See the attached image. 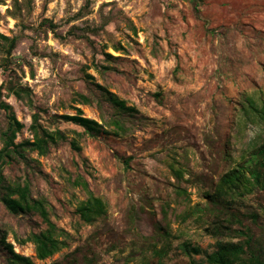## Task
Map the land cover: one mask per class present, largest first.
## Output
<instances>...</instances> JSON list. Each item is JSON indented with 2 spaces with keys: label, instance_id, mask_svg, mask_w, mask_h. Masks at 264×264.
I'll list each match as a JSON object with an SVG mask.
<instances>
[{
  "label": "rangeland",
  "instance_id": "rangeland-1",
  "mask_svg": "<svg viewBox=\"0 0 264 264\" xmlns=\"http://www.w3.org/2000/svg\"><path fill=\"white\" fill-rule=\"evenodd\" d=\"M1 35L17 38L9 58ZM0 64L9 68L0 69V85L12 74L30 87L45 120L80 108L112 132L91 136L54 124L66 141L46 155L28 152L34 167L5 169L8 180L30 182L69 234L67 247L41 260L32 242L16 237L46 224L38 215L11 214L0 201V234L16 252L37 264H204L217 240L229 239L209 233L216 218L197 209L206 210L204 192L264 133V122L246 120L242 110L246 97H264V0H0ZM86 74L138 110L121 117L126 134L115 135L118 111ZM2 92L25 125L16 141L33 138L35 109ZM78 93L92 102L76 101ZM7 125L0 110V132ZM171 164L184 169L183 178ZM89 192L107 205L93 224L76 212ZM246 198L241 211L264 220V194ZM185 241L204 251L188 255ZM0 264H8L1 247Z\"/></svg>",
  "mask_w": 264,
  "mask_h": 264
},
{
  "label": "trees",
  "instance_id": "trees-1",
  "mask_svg": "<svg viewBox=\"0 0 264 264\" xmlns=\"http://www.w3.org/2000/svg\"><path fill=\"white\" fill-rule=\"evenodd\" d=\"M7 41L4 52L6 58L11 57L16 47L17 38H9L1 35ZM106 56L113 58L111 54ZM9 68L5 64H0V69ZM86 79L94 87L98 88L107 101H109L118 111V116L112 121L115 135H124L128 128L121 118L123 116H135L138 110L134 106H129L126 101L119 98L115 93L110 92L104 86L94 82V77L86 74ZM5 87L9 94L18 99L26 101L29 107L35 109L32 115L30 129L33 138L24 139L17 142L18 133L25 127L13 109V106L2 100V89ZM76 101L90 104L92 98L86 94L78 93L74 98ZM0 110L4 111L8 125L0 132L2 147L0 149V201L6 209L14 215H38L46 224L44 229L33 231L25 238L16 237L19 244L32 242L35 245L36 255L44 260L60 252L68 246L69 234L60 228L52 219L48 207V202L43 197H35L32 194L31 184L25 182L10 181L5 175V169L13 163H24L33 166L35 160H31L28 152L37 151L39 155H46L51 147L57 146L68 138L67 133L54 124L69 123L80 126L91 136L110 134L111 130L104 128L98 121L84 116L80 108H76V114H51L48 119L41 116L42 109L36 107L30 87L16 83L12 74H8L7 80L0 85ZM245 119L253 123L264 122V97L248 96L242 106ZM71 144L75 149H80L76 140ZM128 162V160H126ZM128 165V164H127ZM173 174L177 179L184 177V169L171 164ZM88 190L87 182H83ZM179 193L185 194L184 188L179 186ZM264 194V133H258L250 140L244 148L238 162L221 176L218 183L212 190L204 192L207 203L206 210L201 208L197 212L213 214L216 218L213 225L207 230L212 235L218 237L228 235L229 239L219 238L215 244V249L206 254L204 264H264V220H261L259 212H242L240 203L246 201L248 195L255 192ZM264 212V204L261 207ZM82 221L93 224L98 219L107 215V205L104 200L89 192V197L82 201L76 209ZM187 212L184 219L190 217ZM200 216H202L200 214ZM250 219L257 227L258 231L244 219ZM184 251L192 256L201 254L204 250L200 246H195L189 241L183 244ZM0 247L7 253L8 264H37L30 257L19 254L15 251L14 245L7 241L6 232L0 234Z\"/></svg>",
  "mask_w": 264,
  "mask_h": 264
}]
</instances>
